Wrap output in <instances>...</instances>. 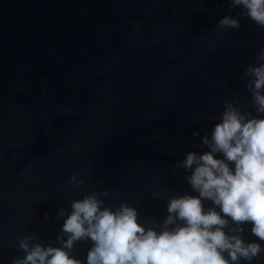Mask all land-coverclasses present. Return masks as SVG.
Returning a JSON list of instances; mask_svg holds the SVG:
<instances>
[{"label":"water","instance_id":"95a60500","mask_svg":"<svg viewBox=\"0 0 264 264\" xmlns=\"http://www.w3.org/2000/svg\"><path fill=\"white\" fill-rule=\"evenodd\" d=\"M225 15L227 0H0V264L26 234L55 245L59 209L85 191L157 222L164 194L196 195L174 166L207 150L192 145L225 100L250 99L243 74L264 48V28Z\"/></svg>","mask_w":264,"mask_h":264},{"label":"clouds","instance_id":"9594fccd","mask_svg":"<svg viewBox=\"0 0 264 264\" xmlns=\"http://www.w3.org/2000/svg\"><path fill=\"white\" fill-rule=\"evenodd\" d=\"M227 7L219 26L238 30L248 19L264 28V0H227ZM255 59L243 74L250 99L225 100L217 122L192 145L207 150L189 151L174 166L196 195L164 194L168 214L157 222L127 202L110 207L108 189L85 191L59 209L55 245L26 234L11 264H253L264 254V48ZM69 183L84 185L76 175ZM249 230L256 239H245ZM82 242L90 244L84 260L74 255Z\"/></svg>","mask_w":264,"mask_h":264}]
</instances>
